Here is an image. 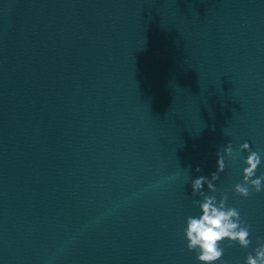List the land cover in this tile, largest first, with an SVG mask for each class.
<instances>
[{"label": "water", "instance_id": "water-1", "mask_svg": "<svg viewBox=\"0 0 264 264\" xmlns=\"http://www.w3.org/2000/svg\"><path fill=\"white\" fill-rule=\"evenodd\" d=\"M229 142L264 174V0H0V264H200L191 180ZM247 155L215 182L251 225L224 264L264 238Z\"/></svg>", "mask_w": 264, "mask_h": 264}, {"label": "clouds", "instance_id": "clouds-1", "mask_svg": "<svg viewBox=\"0 0 264 264\" xmlns=\"http://www.w3.org/2000/svg\"><path fill=\"white\" fill-rule=\"evenodd\" d=\"M247 152L243 160L246 167L242 170L243 180L234 185L232 191L240 197L248 198L252 192L264 191V174L256 176L258 167L261 164V154L251 150L249 143L240 144L233 149L229 142L224 148L223 154L217 152L216 171L209 177L199 176L191 180L192 197L200 196L202 200H194L198 206L200 215L189 216L186 219V227L183 229V237L186 240V247L189 251L197 253L196 259L200 264H224L225 241L228 246L238 244L241 248H248L252 243L250 239L251 225L241 218L240 211L235 207L227 206V191H220L215 182L224 172L225 159L240 158V154ZM199 167L196 172H200ZM255 177V178H254ZM207 185L211 195H206L204 186ZM219 195V199L217 198ZM257 247L254 255L249 253L245 264H264V238L257 237Z\"/></svg>", "mask_w": 264, "mask_h": 264}]
</instances>
